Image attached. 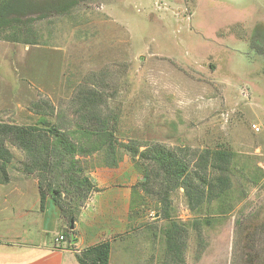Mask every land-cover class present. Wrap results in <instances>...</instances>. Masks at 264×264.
I'll return each instance as SVG.
<instances>
[{
    "label": "rangeland",
    "instance_id": "1",
    "mask_svg": "<svg viewBox=\"0 0 264 264\" xmlns=\"http://www.w3.org/2000/svg\"><path fill=\"white\" fill-rule=\"evenodd\" d=\"M74 2L49 18L21 26L11 22L3 27L6 36L0 31V123L35 126L44 119L66 125L84 146L110 141L116 167L106 165L108 145L77 153L81 173L73 174L91 186L81 211L92 195L105 190L93 179L96 172L137 176L127 231L96 244L109 242L114 256L120 251L129 264H165L164 230L175 221L187 224V234L181 260L169 264H264V0ZM15 37L33 44L12 41ZM85 89L102 100L100 115L113 136L101 141L91 134L89 140L81 130V123L88 132L101 125L94 120L87 127L78 114ZM151 145L189 148L197 155L217 149L236 154L229 173L232 211L220 215L217 199L192 211L186 189L172 186L171 218H165L162 198L174 183L158 166L147 179L151 161L130 151ZM9 148L15 155L11 176L22 172L26 156ZM191 157L192 169L198 156ZM65 162L68 167L71 159ZM194 173L183 182L203 190ZM218 175L208 172L207 178ZM134 186L138 195L131 210ZM199 218L212 221L193 230L188 224ZM120 241L122 250L119 243L114 246Z\"/></svg>",
    "mask_w": 264,
    "mask_h": 264
},
{
    "label": "trees",
    "instance_id": "2",
    "mask_svg": "<svg viewBox=\"0 0 264 264\" xmlns=\"http://www.w3.org/2000/svg\"><path fill=\"white\" fill-rule=\"evenodd\" d=\"M74 1L0 0V31H2L1 33L5 32L3 31V27L12 24L11 22L23 25L22 23L32 21L33 19L41 20L49 18L55 12H65L70 4H75ZM6 33L8 34V31ZM18 34L23 35L22 31H19ZM2 35L6 36L4 33ZM12 41L33 44L30 40H22V38L18 39L17 37L13 38ZM94 91L88 89L81 91L83 93H80L77 100L78 114L81 115L82 121L87 127H89L88 123L91 124L94 120L101 122L100 129H97L96 132H91V130L88 132L84 126L82 127V123L81 130L86 131L87 139L90 138L91 134H96L102 141L107 134L109 136H113V134H109L103 116L100 115L102 100L98 98ZM87 145L84 146L78 142L77 135L66 128L64 124H51L44 119L35 126L0 123V184H6L11 179L8 170L15 159V155L9 146L22 150L25 153L26 159L21 163V173L24 175H34L38 179L41 203L43 204L46 198H51L65 223L70 226L71 220L77 219L78 214L84 206V202L88 198V194L91 192V186L87 179L75 178L74 176L76 173H81L79 167L77 168L79 165V160H76L77 153L84 155L86 153L92 154L95 151L103 150L104 147L109 145L110 151L107 152L106 165L113 168L118 163L115 147L110 145V141L107 139L102 141L97 147H94V144ZM132 149H134L133 156L139 154V157L151 161V167L154 169H150V166L147 164L148 167L145 168L147 179L150 176L149 172H157L158 169L156 170L155 167L158 166L159 169L166 173V179H171L169 182L174 183L170 184V189H166L162 198L165 202V218L168 220L171 218L169 213V198L172 186L174 188L184 187L186 189V195L192 211L200 210L206 199L210 201L217 199L219 201L218 213L220 215L232 211L234 205L229 201L233 190L229 173L231 172L236 154L223 149H217L207 150L197 155L196 152L190 153L189 148L171 151L161 145L147 146L142 152H139L140 150L137 147L130 148V151ZM191 155L195 158L198 156L193 163L194 166L192 165V169L191 163L193 158ZM68 158L71 159V164L67 167L65 161ZM188 172H195L191 176L200 178V181L204 185L203 190L193 188L196 190L194 191L190 187L188 188V185L182 180ZM201 172H205V175L200 176ZM208 172H216L219 175L213 179H208ZM261 179L262 177H257L255 183H259ZM145 184L146 182H142L141 186L145 187ZM216 186L219 187L218 191H215ZM132 193L131 210L134 207L133 202H135V197L137 198L136 195H138L135 186ZM203 219H196L193 224L188 225L193 230L198 229L200 225L204 227L209 226L212 221L210 220L211 218ZM186 226L187 224L171 221L164 230L167 253V262L165 264H169V259L172 262L181 260L182 248L185 247H183L181 240L186 237L187 232L183 230ZM67 233H72V231L68 229ZM110 257L111 244L109 242L91 246L77 254L79 264H110Z\"/></svg>",
    "mask_w": 264,
    "mask_h": 264
},
{
    "label": "crops",
    "instance_id": "3",
    "mask_svg": "<svg viewBox=\"0 0 264 264\" xmlns=\"http://www.w3.org/2000/svg\"><path fill=\"white\" fill-rule=\"evenodd\" d=\"M93 179L105 190L91 196L73 233L66 232L72 224L65 223L49 197L41 203L34 175L15 172L8 183L0 184V264H79L77 254L84 249L113 235L123 236L137 176L96 172ZM61 235L65 239L56 242ZM114 253L113 248L110 264H129L124 252Z\"/></svg>",
    "mask_w": 264,
    "mask_h": 264
},
{
    "label": "built area",
    "instance_id": "4",
    "mask_svg": "<svg viewBox=\"0 0 264 264\" xmlns=\"http://www.w3.org/2000/svg\"><path fill=\"white\" fill-rule=\"evenodd\" d=\"M65 239V237L63 235L59 236L57 239H56V242H60V241H63Z\"/></svg>",
    "mask_w": 264,
    "mask_h": 264
},
{
    "label": "water",
    "instance_id": "5",
    "mask_svg": "<svg viewBox=\"0 0 264 264\" xmlns=\"http://www.w3.org/2000/svg\"><path fill=\"white\" fill-rule=\"evenodd\" d=\"M72 224H73V222H72ZM72 228H73V226H72Z\"/></svg>",
    "mask_w": 264,
    "mask_h": 264
}]
</instances>
